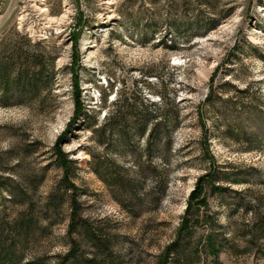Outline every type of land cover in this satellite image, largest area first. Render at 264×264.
<instances>
[{
    "label": "rangeland",
    "instance_id": "obj_1",
    "mask_svg": "<svg viewBox=\"0 0 264 264\" xmlns=\"http://www.w3.org/2000/svg\"><path fill=\"white\" fill-rule=\"evenodd\" d=\"M25 54L39 66L18 79ZM0 67V187L27 201L2 189L0 215L30 206L34 231L1 264L69 251L56 143L115 264H160L177 239L167 264H264V0H0ZM162 112L169 150L147 142ZM203 177L205 204L178 236Z\"/></svg>",
    "mask_w": 264,
    "mask_h": 264
},
{
    "label": "trees",
    "instance_id": "obj_2",
    "mask_svg": "<svg viewBox=\"0 0 264 264\" xmlns=\"http://www.w3.org/2000/svg\"><path fill=\"white\" fill-rule=\"evenodd\" d=\"M25 63L26 65H22L19 67L9 68L13 73H16L18 76V79L22 78L23 76H28L31 73H33L35 68H38L39 64L35 60V56H28L25 54ZM18 59V58H17ZM19 60H21L19 58ZM7 66V65H5ZM18 66V65H13ZM8 69V70H9ZM7 69H4L3 67H0V79L6 78V72H8ZM130 106H126L123 108V110H128ZM75 111L76 114L81 113L83 111V106L80 103V96L79 93H75ZM128 113L130 110L127 111ZM118 114V112H117ZM120 115V112H119ZM146 115V114H144ZM144 117V116H143ZM159 119L161 120L159 123H157L156 126H154L149 133V139H147V142L150 143V140L157 141V145L161 148H167L168 150L171 147V124L174 122L172 119H170L166 112H162L159 114ZM109 120V119H108ZM107 120V121H108ZM174 125V124H173ZM132 126L135 127L137 132H140L144 134L146 132V122H140L139 120L135 119V121L132 122ZM99 131H104L106 129V126H103L101 128H98ZM118 134L124 135V130H119L117 132ZM162 143V144H161ZM161 145V146H160ZM53 154L56 157V164L57 167L62 171V178L61 183L64 186L65 193H67L69 206H70V215H69V223H68V229H67V235L69 237V251L67 254L57 263V264H96L95 258L97 257L98 253H102L103 255V261L99 264H115L114 259L112 257V252L110 250L109 244L110 240L106 236H104L101 233V230L96 228H90L88 223L81 219V217L78 214L79 211V205L78 200L76 198L77 194V188L74 185L73 179L74 175L72 172V162H70L66 155L62 152V150L59 147V144L56 143V145L53 148ZM207 181L210 179V176H206ZM205 178L199 179L195 190L191 193L188 201V207L186 210V218L183 221V224L181 228L178 231V236L182 235V233L188 229L189 226V216L190 212L194 206V204H205V201L203 199L204 195V189H205ZM2 189L9 190L8 193L10 196L17 197L16 199L19 201V203H24L23 205L26 207L27 201L24 199L25 194L22 192H19L18 186H8L0 187V191ZM50 200L52 199V196H50ZM26 201V202H25ZM30 212V206L26 209H22L20 212H18L17 216L14 217V219L11 221L10 224L5 223V215L2 217L0 215V264L3 262V260H7L9 263L13 262L16 259V247L17 245L23 246L24 242L28 238H33L32 233L33 231V220H31L28 217V214ZM4 213V212H3ZM6 228L10 229L12 232V238L11 243L6 247L5 241V231ZM179 240L177 239L176 242L168 246L164 251V257L162 258V261L160 264H167L168 259L170 255L177 252L179 249ZM86 246V248L91 249L90 258H86L83 252H80V249L82 246ZM92 256V257H91ZM26 264H43V261L39 259H33L30 262Z\"/></svg>",
    "mask_w": 264,
    "mask_h": 264
}]
</instances>
